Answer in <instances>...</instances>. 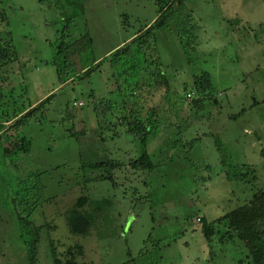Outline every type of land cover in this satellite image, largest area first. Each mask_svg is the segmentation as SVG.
<instances>
[{
	"label": "rangeland",
	"instance_id": "rangeland-1",
	"mask_svg": "<svg viewBox=\"0 0 264 264\" xmlns=\"http://www.w3.org/2000/svg\"><path fill=\"white\" fill-rule=\"evenodd\" d=\"M178 2L160 14L156 0L0 2V42L11 37L14 50L0 62V264L65 262L70 248L90 264H253L228 222L210 241L203 227L256 200L264 207V0H184L170 15ZM185 15L196 27L191 53L177 33ZM69 16V40L92 39L79 66L94 65L61 85L52 61ZM157 18L151 30L165 23L152 47L170 92H144V112L155 110L159 128L147 141L154 168L137 169L143 147L125 113L116 106L105 118L94 101L120 102L110 59ZM202 73L216 103L196 90ZM22 139L28 152L6 151ZM243 164L248 175L228 179L232 165ZM82 197L79 209L94 224L75 235L68 216ZM20 217L39 228L35 263Z\"/></svg>",
	"mask_w": 264,
	"mask_h": 264
},
{
	"label": "trees",
	"instance_id": "trees-1",
	"mask_svg": "<svg viewBox=\"0 0 264 264\" xmlns=\"http://www.w3.org/2000/svg\"><path fill=\"white\" fill-rule=\"evenodd\" d=\"M3 0H0L2 2ZM174 0H156V5L158 8V13L164 12L172 4ZM184 0H179L178 5L174 8L170 15L176 14L180 6H182ZM169 16V15H168ZM73 21V16L67 18V22L64 25L61 31L60 39L54 44L55 53L54 60L52 63L57 68L58 80L61 85L66 84L69 80L78 77L86 69H89L91 65L79 66L80 56L83 53L85 46L87 48L92 47V39L88 37L87 39L83 38L76 43L70 39V23ZM159 21V18L148 27L147 30H151ZM164 20L158 24L155 29L149 31L144 36L138 38L135 42L130 44L125 48L123 46L120 49L116 50L115 55L110 59L111 67L114 72V77L116 80V92L119 95L120 102H113L108 99H95L94 105L98 114L101 116L108 114L111 110L113 111L116 106L121 108L125 113L123 116L124 123L127 124L129 132L132 133L133 137L136 140H139L143 149L142 156L132 162V166L137 169H153L154 164L151 160V157L147 151V141L149 137L155 134L159 128V119L158 114H155V110L151 109L147 114L144 112L143 107V98L148 99L144 96V92H148L150 95H153V92L163 91L169 94L170 84L168 77L161 70V60L157 53V48L152 47L156 42V37L154 36L157 29H160L164 25ZM177 33L179 40L183 45L187 53H191L196 42L195 25L190 23V18L188 15H185L183 18L177 17ZM143 29L140 33H142ZM146 30V31H147ZM139 33V34H140ZM6 40V39H5ZM13 44L11 37L7 39L6 42H0V62H7L8 60H13ZM151 53L149 60L143 59L148 53ZM147 58V57H146ZM138 62V63H137ZM140 64H145V68L142 72L134 73V70L137 68H142ZM155 65L153 69L149 66ZM141 70V69H138ZM130 77L132 80H129ZM195 87L202 99L212 100L213 92L215 90L213 80L208 73H202L199 76L195 77ZM152 91V92H150ZM198 100L197 102H200ZM214 103L217 100H212ZM147 102V101H146ZM44 104V101L41 102ZM41 106V105H40ZM44 107V106H43ZM42 108V107H41ZM39 108H34L33 112ZM107 110V111H104ZM157 113V111H156ZM31 114V113H30ZM29 115V114H28ZM27 115V116H28ZM21 119L16 125L21 124L24 120ZM101 126L104 125L100 121ZM3 124H0V130L3 128ZM106 127H108L106 125ZM21 146H18L12 150H6L7 152L19 153V152H28L29 148L27 147V142L25 139H22ZM101 165V164H98ZM239 167V168H238ZM243 167V168H242ZM233 170L228 171V179H239L243 180L248 172H242V169L248 168L249 165L243 164L240 166L232 165ZM36 186V187H35ZM35 186L28 187L27 196L31 193H34V190L37 187ZM35 188V189H34ZM33 190V191H32ZM29 198H24V201H27ZM86 198L82 197L79 200L77 208L72 209L70 215L68 216V225L70 231L75 235H88L90 228L94 224L93 214L88 212H81L80 207L85 205ZM21 225L23 227L24 233L29 235V238L25 241L27 249L29 252V257L32 263L36 262L37 253H38V243L40 240L39 228L34 226L31 221L20 217ZM228 222L229 228L237 234L238 239L244 242L245 246L248 248L249 253L252 257L253 264H264V229L261 228L258 222L264 221V207L262 204L256 200L250 204L238 207L227 214L217 218L213 221H205L203 232L208 241H210L212 235H214L215 228L218 223ZM79 250L82 248L77 246ZM70 257L66 259L65 262H62L58 258H55L56 264H90L86 262H78L76 260L74 250L69 249Z\"/></svg>",
	"mask_w": 264,
	"mask_h": 264
},
{
	"label": "built area",
	"instance_id": "built-area-1",
	"mask_svg": "<svg viewBox=\"0 0 264 264\" xmlns=\"http://www.w3.org/2000/svg\"><path fill=\"white\" fill-rule=\"evenodd\" d=\"M190 95V94H189Z\"/></svg>",
	"mask_w": 264,
	"mask_h": 264
},
{
	"label": "crops",
	"instance_id": "crops-1",
	"mask_svg": "<svg viewBox=\"0 0 264 264\" xmlns=\"http://www.w3.org/2000/svg\"><path fill=\"white\" fill-rule=\"evenodd\" d=\"M125 45V44H124Z\"/></svg>",
	"mask_w": 264,
	"mask_h": 264
}]
</instances>
